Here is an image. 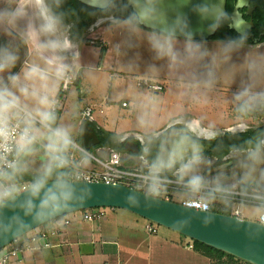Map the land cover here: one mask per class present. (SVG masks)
I'll use <instances>...</instances> for the list:
<instances>
[{
	"label": "clouds",
	"instance_id": "1",
	"mask_svg": "<svg viewBox=\"0 0 264 264\" xmlns=\"http://www.w3.org/2000/svg\"><path fill=\"white\" fill-rule=\"evenodd\" d=\"M85 2L108 23V31L123 34L114 51L146 46L152 60L162 62L148 66L149 76L166 68L193 102L207 101L227 65L224 79L234 90L226 102L235 123L248 125L236 133L243 140L228 145L227 161L218 162L207 149L224 133L205 115L189 118L178 109L161 133L141 114L137 119L145 139L135 156L139 172L130 187L110 181L104 198L120 197L130 208L151 210L171 194L178 205L174 231L190 229L196 221L203 227L219 222L225 231L242 235L238 255L246 264H264L259 250L264 242V127H249L264 117V52L249 51L239 66L230 63L249 47L248 36L236 27L223 0ZM65 3L0 0V245L23 241L31 252L48 247L38 241L40 226L47 232L63 229L96 197L90 178L94 156L81 142L83 126L71 122L77 108L65 113L69 119L60 115V91L82 67L81 41ZM193 16L201 27L193 26ZM225 24L238 34L209 46L204 33ZM123 139L117 136L114 142ZM237 197L252 206L251 219L228 212ZM217 205L227 214L217 215Z\"/></svg>",
	"mask_w": 264,
	"mask_h": 264
},
{
	"label": "crops",
	"instance_id": "2",
	"mask_svg": "<svg viewBox=\"0 0 264 264\" xmlns=\"http://www.w3.org/2000/svg\"><path fill=\"white\" fill-rule=\"evenodd\" d=\"M107 22H102L101 24L94 27L89 33L98 32V36L95 39H79L82 44L90 43V41L96 40V47L101 48L104 52L102 57V63L96 68V70L101 71L103 69L109 54V41H113L114 45L119 43L124 39V36L119 31H112V35L101 34L100 32L104 30ZM105 29H108L105 28ZM87 34L86 36H88ZM91 35V34H90ZM101 41H104L105 47H101ZM147 52H149L147 50ZM80 53L82 57V50L80 47ZM150 53V52H149ZM162 63L155 62L150 59L151 63ZM102 67V68H99ZM109 84L106 81L102 87L98 82L99 79L95 80L90 76V73L85 71L81 67L79 74L76 77V81L72 84L69 90L63 94L61 100L63 102V108L60 110V115L64 114L69 99L71 96L74 97V102L77 107V126H84L89 124L97 139H89L87 144L91 152L95 157L105 160L109 157L111 152H117L122 155V160L125 166L139 168V164L135 159L136 154L139 152V139L144 140L140 132L126 130L128 127H124V130L120 129L119 122L114 120L117 112H125L124 118L133 120L135 116L138 115V105L135 101H129L128 99L122 100L121 107L118 105L113 98L114 92H117V84L121 80L115 78L112 73L109 75ZM163 87L162 92H151L154 96L159 94H171L173 98L179 102V104L188 108L185 101H188L184 95L178 92L181 90L177 87L176 77L169 74L166 68H161L160 73L152 78H147ZM95 80V81H93ZM168 86L166 91V87ZM104 89L107 93L104 92ZM72 90L76 91V95L70 94ZM176 95V96H174ZM133 102V103H132ZM126 103L127 106L123 107ZM86 108L92 109V121L82 122L81 113ZM188 109H191L189 107ZM187 109H185L186 111ZM189 118H195L191 111L185 112ZM169 119L165 122L164 126L160 128L161 133L168 130ZM124 123V121H122ZM126 125V121H125ZM117 136H123L122 142H114V138ZM81 142L84 143L83 135L80 137ZM129 141L133 149L124 148V142ZM134 145H137L136 148ZM96 168L94 163H92L91 169ZM103 214L99 221L87 222L83 220V212H77L72 215L69 221V225L65 226L63 229L57 230V234L50 237V248L42 249L41 252H27L26 255L18 260H13L14 264H131L136 261V264H163L162 258H164L163 249L165 244L169 243L168 240L164 242V239L158 236L146 237L142 233L143 224L146 228L148 221L138 219V216L129 214L127 211L120 209L107 208L104 210L100 208ZM107 217V219H105ZM131 220V223L127 221ZM141 228L140 231H137ZM40 229H44L43 226ZM128 231L126 234L123 231ZM146 230V229H145ZM124 233V234H123ZM157 233V232H156ZM190 249L191 243H187ZM140 255L138 258V254ZM11 261V262H13ZM10 262V263H11ZM9 263V264H10Z\"/></svg>",
	"mask_w": 264,
	"mask_h": 264
},
{
	"label": "rangeland",
	"instance_id": "3",
	"mask_svg": "<svg viewBox=\"0 0 264 264\" xmlns=\"http://www.w3.org/2000/svg\"><path fill=\"white\" fill-rule=\"evenodd\" d=\"M109 27L107 24L105 28ZM102 30L100 33L105 35L106 33L110 36L112 35V31H108L107 29ZM93 32V31H90ZM89 35L86 36V39H95L99 34L96 33H88ZM91 34V35H90ZM106 36V35H105ZM95 42V45H91L90 43H86V41L82 44L81 50H82V57H81V65L82 68L86 71L89 66L91 67L92 71L89 72L90 76L93 77L95 80L99 79L98 82L100 85L99 87H102L106 81L109 84V75L112 73L115 78L121 79L117 84V92H114L113 98L116 102H119V106L121 107L122 100L128 99L129 101H135L138 105V115L135 116L133 120L124 118L126 114L125 112H117V115L114 120H117L119 122V128L124 130V127H128L126 130L129 131H138L143 136H145V129L141 128L138 125V117L141 114L145 115V118L151 123V125L154 126L155 130H159L162 128L165 124V122L170 118L171 115L175 114L178 109H183V112L191 111V113L194 116L200 117L201 115H205L207 117V121L214 122L220 129H225L229 126H232L235 124L234 119V113L231 109V106L226 102L228 98L231 95V92L234 90L232 85L228 83L224 79V72L227 70V65H225L220 70V81L217 84L214 91L210 92L208 94V98L206 102H193L189 97L185 96L188 101H185L184 103L187 104L188 108L191 107V109L182 107L179 102H177L171 94H159L158 96H154L153 93L148 92V90L144 88L138 87L137 83L139 79H147L152 78L148 74V66L150 65V59L151 54L147 52L146 46H140L138 48H134L131 50L125 49L121 53H117L114 51L113 41H109V54L108 59L101 71L98 72L96 68L98 66L103 65L102 60L104 56V52H102L101 48H97L96 40H93ZM100 43L106 44L104 41H101ZM209 46H212L214 41H208ZM101 47H105L103 44H101ZM249 51H259L264 52V47L261 49H249L245 48L241 50L240 52L236 53L231 64H235L237 66L241 65L243 63V60L245 56L249 53ZM153 63V62H152ZM102 68V67H99ZM93 80V81H95ZM168 86L166 87V91ZM104 92L107 93V91L104 89ZM181 92H178L176 95H178ZM72 95H76V91L72 90L70 92ZM174 95V96H176ZM63 94H61V97ZM130 101V102H131ZM76 102L74 100V97L71 96L69 99V102L63 111L64 114L61 116L65 119H69V116H65V113L71 114V109L73 106H76L74 103ZM133 103V102H132ZM61 104L63 106V102L61 100ZM63 108V107H62ZM61 108V109H62ZM77 108V107H76ZM185 109H187L185 111ZM77 114V112H76ZM75 114V119H72L71 122L77 124V119ZM186 114V113H185ZM82 121V120H81ZM124 121V123L122 122ZM126 121V125H125ZM231 171V170H230ZM104 210H107V208H103ZM243 215L247 220L251 219V211L253 210L250 206H244L242 207ZM256 211H259V209H255ZM218 212L224 214L225 211L223 209L218 210ZM129 213V212H128ZM132 214V213H129ZM225 215V214H224ZM107 219V217H105ZM138 219H142L138 217ZM144 220V219H142ZM128 223H131V220L127 221ZM153 226L157 233L150 234L147 231V228L145 224H143L142 233L144 236H158L164 239V242L166 240L169 241V243L165 244V248L162 247V252L164 254L163 264H212L211 261L202 256L198 251H196L194 248L193 250H189V247L187 246V243H191L193 245V241L186 238L185 236H182L180 234H177L173 231H170L166 228H163L161 226H158L156 224L148 222L147 226ZM137 228V227H136ZM140 231L141 228H137ZM146 229V230H145ZM125 234L128 231H123ZM123 233V234H124ZM149 235V236H148ZM166 239V240H165ZM138 254L137 258L142 255L143 253ZM24 253V255H26ZM139 259V258H138ZM138 259L136 261H138ZM135 262H132L131 264H136ZM16 263L15 261L11 262L10 264ZM152 264H156V262H153Z\"/></svg>",
	"mask_w": 264,
	"mask_h": 264
},
{
	"label": "water",
	"instance_id": "4",
	"mask_svg": "<svg viewBox=\"0 0 264 264\" xmlns=\"http://www.w3.org/2000/svg\"><path fill=\"white\" fill-rule=\"evenodd\" d=\"M80 3L90 7L85 0H78ZM224 8L226 11L227 0H223ZM92 8V7H91ZM192 24L194 27L199 28L201 24L199 19L195 16L192 17ZM216 33V32H215ZM215 33L209 34L204 33V38L209 41ZM84 143L83 146L89 151L91 147L88 146L87 141L89 139H97V136L93 128L87 124L84 126L83 132ZM136 148L137 145H134ZM96 197L90 200L87 205L77 212H83L89 209L98 208H113L127 211L136 215L150 223L156 224L177 234L185 236L193 242L201 243L205 246L211 247L215 250L221 251L229 256H232L240 261L246 263V261L238 255V250L242 246L243 237L239 233L225 231L223 226L217 222L216 224L210 225L208 227H203L198 221L194 222L190 229L182 232L174 231L171 227L172 221L178 218V205L176 203L163 201L161 206L158 208H152L151 210H145V208H130L127 206L120 197L113 199H105L103 192L105 191L104 183H93ZM217 215H224L216 213ZM42 227V226H40ZM14 241L9 242L6 246L0 245V250L4 249L8 245L12 244ZM260 256L264 258V242L259 245ZM258 264H262V261H258Z\"/></svg>",
	"mask_w": 264,
	"mask_h": 264
},
{
	"label": "flooded vegetation",
	"instance_id": "5",
	"mask_svg": "<svg viewBox=\"0 0 264 264\" xmlns=\"http://www.w3.org/2000/svg\"><path fill=\"white\" fill-rule=\"evenodd\" d=\"M226 12L233 18V22L237 28H244L247 31V44L249 49H261L264 47V0H227ZM90 21V22H89ZM74 24V33L78 39H86V35L97 25L106 22L99 13L94 14L90 19L86 17H78L69 19ZM237 30L225 24L210 39L217 41L229 37H235ZM209 40V41H210ZM244 127L239 124H233L223 129L224 135L216 141L211 142L208 146V155L214 156L218 162L227 161V147L232 143H238L243 140V136H238V129L243 132ZM250 128L264 127V117L257 118L250 122ZM250 134V133H247ZM139 149L144 140H140ZM129 141L124 142L123 147L133 149ZM217 146H222L217 151Z\"/></svg>",
	"mask_w": 264,
	"mask_h": 264
},
{
	"label": "built area",
	"instance_id": "6",
	"mask_svg": "<svg viewBox=\"0 0 264 264\" xmlns=\"http://www.w3.org/2000/svg\"><path fill=\"white\" fill-rule=\"evenodd\" d=\"M104 45V43H101ZM91 45H95L94 41H91ZM76 81V77L72 80L66 82L61 91H60V100H61V94H65L70 86L74 84ZM138 87L144 88L151 92H162L163 87L154 81L150 79H139L137 80ZM63 97V96H62ZM127 104L124 103L123 107H126ZM92 109L86 108L81 113V120L82 122L92 121ZM94 156V155H93ZM94 163L95 167L94 169L90 170V178L92 179L93 183H104L108 184L110 181L113 183L120 184L125 187H130L134 181L135 177L137 176L139 172V168H133V167H127L124 165L122 160V155L117 152H111L109 157L105 160L99 159L94 156V159L92 161ZM164 201L176 203L175 197L173 195L167 196ZM244 206H250L249 204H241L240 203V197L236 198L235 205L228 210L230 214L233 216H238L241 219L247 220L242 212V207ZM222 208L217 205V207L214 210H217L215 213L222 214L218 212V210H221ZM103 214L101 212V209H89L83 212V220L87 222H93V221H99L102 218ZM69 225V221L67 222L66 226ZM147 231L150 234L156 233V229L151 225L147 226ZM57 234V231L55 232H47L44 229H40L39 233L37 234L38 241L43 244H47V249L50 248V237ZM193 246H190V249H192ZM0 252L3 253V255H0V264H9L13 260H20L24 253L31 252L29 251V248L25 246V243L23 241L21 242H13L12 244L8 245L4 249L0 250Z\"/></svg>",
	"mask_w": 264,
	"mask_h": 264
},
{
	"label": "trees",
	"instance_id": "7",
	"mask_svg": "<svg viewBox=\"0 0 264 264\" xmlns=\"http://www.w3.org/2000/svg\"><path fill=\"white\" fill-rule=\"evenodd\" d=\"M64 10L69 13V19L78 17H86L87 19H90L94 15L92 13H98L95 9L80 3L78 0H66ZM214 211L217 212V210ZM193 248L202 256L208 258L212 264H246L239 259L198 242H193Z\"/></svg>",
	"mask_w": 264,
	"mask_h": 264
}]
</instances>
